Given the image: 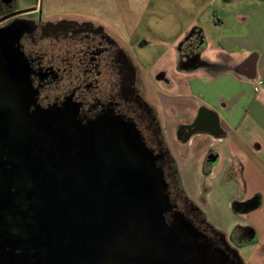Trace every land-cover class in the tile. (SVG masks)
Returning a JSON list of instances; mask_svg holds the SVG:
<instances>
[{"label":"water","instance_id":"obj_1","mask_svg":"<svg viewBox=\"0 0 264 264\" xmlns=\"http://www.w3.org/2000/svg\"><path fill=\"white\" fill-rule=\"evenodd\" d=\"M15 38L16 30L0 31L6 58L0 67V206L12 202L11 189L22 175L26 197L38 207L43 254L37 264H236L180 212L167 220L163 174L138 161L121 137L77 128L14 134V117L3 103L22 93L24 62ZM243 66L254 68L251 60ZM198 122L188 127L192 133ZM46 137L48 148L38 152L39 139ZM5 154L10 160H3Z\"/></svg>","mask_w":264,"mask_h":264},{"label":"flooded vegetation","instance_id":"obj_2","mask_svg":"<svg viewBox=\"0 0 264 264\" xmlns=\"http://www.w3.org/2000/svg\"><path fill=\"white\" fill-rule=\"evenodd\" d=\"M57 6L41 3L0 20V31H17L13 42L24 62L22 93L12 98L4 95L7 101L3 104L14 117L12 131L22 138L27 134L37 136L44 129H96L103 138L121 137L128 151L138 152V161L151 163L157 173L163 174L166 193L171 181L179 191V169L170 154L166 132L154 105L140 93L129 51L119 37L125 31L134 36L138 28L123 27L104 13L89 16L60 11ZM143 22L137 26L143 27ZM204 45L202 31L192 29L179 51L189 64L198 63L197 54ZM0 57L3 68L6 58L1 50ZM0 74L4 72L0 70ZM2 97L0 92V100ZM49 144V137L39 139L36 149L46 150ZM3 160L10 158L5 154ZM25 185L22 175L17 177L11 189L12 202L0 206V264H37L43 254L38 207L28 201ZM182 195L184 209L169 201L167 220L173 222L174 214L180 212L214 248L223 249L236 264H244L206 223L200 209Z\"/></svg>","mask_w":264,"mask_h":264},{"label":"crops","instance_id":"obj_3","mask_svg":"<svg viewBox=\"0 0 264 264\" xmlns=\"http://www.w3.org/2000/svg\"><path fill=\"white\" fill-rule=\"evenodd\" d=\"M237 39L225 36L208 57L205 38L197 65L182 56L180 77L152 105L169 143L187 146L178 162L186 196L244 264H264V50Z\"/></svg>","mask_w":264,"mask_h":264},{"label":"rangeland","instance_id":"obj_4","mask_svg":"<svg viewBox=\"0 0 264 264\" xmlns=\"http://www.w3.org/2000/svg\"><path fill=\"white\" fill-rule=\"evenodd\" d=\"M50 2L58 5L60 11L89 16L104 13L119 21L123 27H137L134 36L125 31L119 37L129 51L140 93L152 104H156L161 90L169 86L170 78L180 77L179 69L184 65L179 45L189 30H203L209 43L206 49L208 57L215 56L219 41L230 34L240 38L236 41L240 46H257V50H264V0H0V19ZM107 17L106 21H109ZM140 21H144L143 27L137 26ZM160 120L163 121L161 116ZM166 141L170 154L173 152L176 155L171 154L173 159L178 160L181 172L179 151L185 152L187 146L181 140L171 144L168 139ZM166 180L170 182L171 178ZM171 183L170 202L178 204L183 210L182 193L186 194L180 184H177L178 191L173 181Z\"/></svg>","mask_w":264,"mask_h":264}]
</instances>
